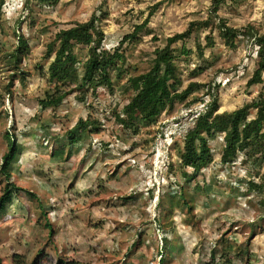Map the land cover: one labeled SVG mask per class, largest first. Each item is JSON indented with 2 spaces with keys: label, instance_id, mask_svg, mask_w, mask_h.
I'll list each match as a JSON object with an SVG mask.
<instances>
[{
  "label": "rangeland",
  "instance_id": "374dc122",
  "mask_svg": "<svg viewBox=\"0 0 264 264\" xmlns=\"http://www.w3.org/2000/svg\"><path fill=\"white\" fill-rule=\"evenodd\" d=\"M4 1L0 164L9 149L7 137L15 139L22 152L12 179L20 190L0 220L3 264H32L37 258L42 264H56L58 258L81 264H165L161 258L165 250L161 206L156 218L152 211L154 185L167 194L182 189L178 152L190 113L206 112L215 101L223 112L258 99L263 85L247 86L257 68L258 48L246 40L237 41L234 48L226 45L220 19L226 27L244 29L253 24L264 31V0H225L216 13L212 12L213 0H59L56 6L32 0ZM93 15L106 35L103 48L112 51L135 25L150 18L141 37L122 47L128 72L114 79L115 91L103 90L99 98L89 96L82 102L73 86L63 87L48 78L54 59L48 45L59 31ZM207 20L209 26L176 43L173 51L181 87L193 81L210 84L212 95L206 86L201 87L188 100L164 110L158 119L139 120L140 135L127 132L112 111H120L127 103L123 89L129 71H147L155 49L164 46L169 36L192 22ZM20 36L27 39L29 51L22 55L19 68L11 67L9 54L19 47ZM208 37L213 38V47L206 46ZM198 40L205 46L203 55ZM75 52L79 62L89 61L88 46L79 45ZM70 87L74 91L59 107H42L41 100L70 91ZM189 100L196 103L188 107ZM89 115L103 121L105 127L72 146L67 161L53 159L52 152L67 143L77 122ZM210 145L215 163L194 179L209 192L198 199L194 219L175 210L176 230L166 264H264V189L247 190L249 181H264V164L259 170H249L241 164L242 154L222 164V134L210 138ZM5 185V177L0 176V195ZM150 218L153 222L145 224ZM228 246L233 247L232 252Z\"/></svg>",
  "mask_w": 264,
  "mask_h": 264
},
{
  "label": "trees",
  "instance_id": "16d2710c",
  "mask_svg": "<svg viewBox=\"0 0 264 264\" xmlns=\"http://www.w3.org/2000/svg\"><path fill=\"white\" fill-rule=\"evenodd\" d=\"M35 1L45 6H56L59 2V0H32V2ZM224 2L225 0H213L212 12H218ZM4 5L5 1L0 0V26ZM150 16L142 24L135 25L134 30L126 34L120 45L113 51L103 48L106 35L102 29L98 28L96 15L86 22H75L69 28L62 29L48 45V53L54 54V59L48 69V78L52 82L61 83L63 87L69 84L73 86L75 91H78L76 98L82 102H86L89 96L94 99L99 98L103 90L114 92L116 88L114 79L122 78L127 71L124 69L126 57L122 47L126 42L141 37V32L146 29ZM220 21H222L220 34L226 45L234 48L237 41L246 40L257 46V68L248 80L247 86L261 84L263 87L258 99L251 104H245L232 111L220 112L215 101L208 111L190 113L186 118L188 128L183 134L182 147L178 152L183 167L182 189L170 194L161 190L159 196L160 224L163 232V247H165L161 258L165 264L168 260L166 259L169 253L168 245L172 242V236L176 230L175 210L185 212L188 219H194L198 199L209 192L204 185L194 179L197 178L198 173L215 163L210 138L217 134L223 135L224 146L219 152L222 164L233 162L234 159L239 158L240 154L243 155L241 164L249 170H259L264 164V31L253 24L246 25L244 29L243 27H226V22L222 19ZM209 25V20L192 22L184 31L169 36L164 46L155 49V58L147 71L141 72L137 68L129 71L126 86L123 89L127 103L120 111H112L116 122L122 125L127 132L132 131L140 135L143 127L139 120L148 122L158 119L163 115L164 110H171L177 102L188 100L190 95L201 87L206 86L208 95H212L213 89L210 84L205 85L193 81L187 87H181L182 80L177 73L178 66L173 51L176 43L185 42L196 31ZM154 40L158 41V37L155 36ZM18 42L19 47L13 49L8 58L9 66L17 68H19L22 55L29 51V43L25 37L20 36ZM214 44L213 38L208 37L206 46L213 47ZM79 45L89 47V61L86 63L78 60L75 50ZM197 48L203 55L205 46L199 40ZM77 64L78 67H76ZM73 88L70 87V91H65L56 97L41 100L42 107H59L67 95L74 91ZM195 103L196 100H189L187 106L190 107ZM253 111L256 112L255 115L252 114ZM104 127L103 121L92 118L91 115L87 119H80L72 129L71 135L68 136L67 143L64 141L57 147L51 157L67 161L68 150L72 146L85 142L88 137L100 132ZM7 140L9 149L3 155L0 164V176L5 177L6 180V185L0 195V220L5 216L8 207L15 202L17 191L20 190L12 179L14 164L19 160L22 152L21 146L15 143V139L10 140L7 137ZM192 181L196 182L194 187L190 186ZM248 186L247 190L250 192L260 191L264 189V181L258 184L251 180ZM151 193L150 200H152L153 191ZM138 241L142 242L143 238L139 236ZM226 250L227 247L222 252ZM228 251L232 252L233 247L228 246ZM3 262V258L0 257V264ZM32 264H42V262L37 258ZM56 264L81 263L58 258Z\"/></svg>",
  "mask_w": 264,
  "mask_h": 264
},
{
  "label": "bare ground",
  "instance_id": "6f19581e",
  "mask_svg": "<svg viewBox=\"0 0 264 264\" xmlns=\"http://www.w3.org/2000/svg\"><path fill=\"white\" fill-rule=\"evenodd\" d=\"M200 112H202V111H200ZM11 121H12V123L15 121V119H14V116L11 118ZM159 156L161 157L162 156V151H159ZM154 186H156L157 187V191H156V194H155V199H154V201H153V207H152V211H153V215H154V218H156L157 216H158V213H157V207H159V200H158V196H160L159 195V190H160V187L158 186V185H154ZM148 222H153V219H149V220H147V222H145V224H147ZM144 224V223H143ZM143 226V225H142ZM162 233V232H161ZM139 238V237H138ZM137 238V239H138ZM163 238V236L161 237V239ZM162 244H163V246H164V241H163V239H162Z\"/></svg>",
  "mask_w": 264,
  "mask_h": 264
},
{
  "label": "clouds",
  "instance_id": "9594fccd",
  "mask_svg": "<svg viewBox=\"0 0 264 264\" xmlns=\"http://www.w3.org/2000/svg\"><path fill=\"white\" fill-rule=\"evenodd\" d=\"M159 187H160V190H159V191H160V193H161V186L159 185ZM160 193H159V195H160ZM157 198H158V200H159V196H158Z\"/></svg>",
  "mask_w": 264,
  "mask_h": 264
}]
</instances>
